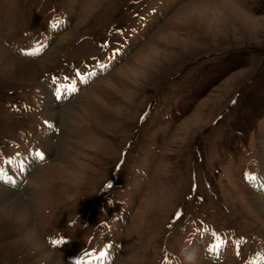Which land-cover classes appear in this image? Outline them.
I'll return each instance as SVG.
<instances>
[{
  "label": "rangeland",
  "instance_id": "1",
  "mask_svg": "<svg viewBox=\"0 0 264 264\" xmlns=\"http://www.w3.org/2000/svg\"><path fill=\"white\" fill-rule=\"evenodd\" d=\"M59 12L72 35L60 44L61 30L44 57L28 55ZM100 52L106 69L63 106L41 103L52 122L23 142L13 93L40 83L39 104L51 98L40 77L56 73L53 63L68 71L64 56ZM31 120L34 128L40 117ZM38 145L44 162L34 159ZM13 152L26 182L37 174L42 183L13 187L24 216L2 213L12 202L0 199V264L99 257L108 230L120 243L106 264H255L248 252L264 251V185L253 189L245 168L264 184V0H0V161L11 160L0 169L16 166ZM0 176L1 193L14 176ZM212 231L230 249L225 263L207 251Z\"/></svg>",
  "mask_w": 264,
  "mask_h": 264
},
{
  "label": "bare ground",
  "instance_id": "2",
  "mask_svg": "<svg viewBox=\"0 0 264 264\" xmlns=\"http://www.w3.org/2000/svg\"><path fill=\"white\" fill-rule=\"evenodd\" d=\"M62 30V29H61ZM61 30H59V31H61ZM58 31V32H59ZM72 34H71V32L69 31V30H62V32L60 33V35H58L57 37H59L60 36V41H59V43L61 44V43H63V42H65L66 40H65V38H67V37H70ZM51 46V45H50ZM45 54V53H44ZM44 54L41 56V58L42 57H44ZM40 58V59H41ZM39 59V60H40ZM84 94H86V92L84 93ZM71 104V103H70ZM72 105L73 104H71V105H69V106H66L65 108H64V110H62V113H61V115H63L64 116V114L68 111V110H70V108L72 107ZM59 107V106H63V105H61L60 103H52V102H50V109H54V108H56V107ZM74 106V105H73ZM61 112V111H60ZM56 113H57V111H56ZM69 114V113H68ZM67 115V114H66ZM62 116V117H63ZM62 128L65 130V126H62ZM53 146V145H51L50 144V142H45V144H44V148H45V150L46 151H48V150H50L51 149V147ZM263 149V148H262ZM44 150V151H45ZM46 153V152H45ZM47 154V153H46ZM19 160H21V157H19ZM45 161V159L43 160V162ZM35 164V163H34ZM33 164V165H34ZM39 164V163H38ZM28 168V167H27ZM27 168H26V166H25V170H24V172H23V174L21 175V182H20V184H18L17 186H9V185H3L4 186V189H3V191L0 193V199L5 203V200H8V201H10V202H12V203H10L9 205L7 204V206H5L4 207V205L1 207V209H2V213H4V214H9L10 215V213L12 214V215H10V216H14V217H17V216H20V215H26L27 213H26V211L24 210V208H23V202H22V196H20V195H16V192H15V190L13 189V187L14 188H19V187H22V184L24 183L25 184V182H26V179H25V175L27 176V174H26V170H27ZM28 177V176H27ZM34 179H32V180H28L27 182H28V184L29 185H32L31 187V189H28L29 190V192H31V190L34 188V187H36V185H40L42 182L40 181L41 180V178H39V175H37V174H35L34 175ZM31 179V178H30ZM26 182V183H27ZM2 185V184H1ZM25 187V186H24ZM40 187V186H39ZM35 190V189H34ZM264 190V189H263ZM18 194H19V192H18ZM26 194H27V192H26ZM28 195H29V193H28ZM11 197H13L14 199H15V201L11 198ZM260 197L262 198V200L260 199V201L263 203V205H264V197L260 194ZM1 201V202H2ZM14 201V202H13ZM263 212V211H262ZM264 215V214H263ZM35 235V234H34ZM32 237V231L31 232H28L27 234L25 233V235H24V239L23 240H26V239H30ZM35 242V241H34ZM39 242V241H38ZM59 264H63V263H59Z\"/></svg>",
  "mask_w": 264,
  "mask_h": 264
},
{
  "label": "snow or ice",
  "instance_id": "3",
  "mask_svg": "<svg viewBox=\"0 0 264 264\" xmlns=\"http://www.w3.org/2000/svg\"><path fill=\"white\" fill-rule=\"evenodd\" d=\"M22 51H24V50H22ZM41 51H42V48H33V49H31L30 51H28L27 54H28V55H35V54H38V53L41 52ZM105 67H106V66H105ZM78 75H80V74L78 73ZM94 75H96L95 72H93V73H89V76H94ZM84 82H86V81L81 80V83H84ZM77 90H78V89H77L75 86H73V87L70 88V89H69V88H66V89H65V92H66V93H67V92L75 93ZM61 98H63V95H62V94H61V95H57V99H61ZM49 126L51 127V125H49ZM36 158H38V159H40V160H43V159L45 158L44 153L42 152V150L37 149V151H36ZM7 163L11 164V160L7 161ZM2 172H3V169H0V173H2ZM2 178H3V177L0 176V179H2ZM254 178H255V177H253V179H254ZM107 187H111V185L109 184V185H107ZM179 215H180V213L178 212V213H177V216H179ZM51 242H52L53 244H61V243H64L65 241H63V240H52ZM219 248H220L219 245L210 246L209 251L218 250ZM86 255H89V257H90L91 260L101 259L102 264H103V258H105L106 253H105L104 251H101V252L99 253V257H95V256H93V255L90 254V253H86ZM75 264H87V262L78 259V260L75 262Z\"/></svg>",
  "mask_w": 264,
  "mask_h": 264
},
{
  "label": "clouds",
  "instance_id": "4",
  "mask_svg": "<svg viewBox=\"0 0 264 264\" xmlns=\"http://www.w3.org/2000/svg\"><path fill=\"white\" fill-rule=\"evenodd\" d=\"M186 259L192 261L194 259V256L192 254H189L186 256Z\"/></svg>",
  "mask_w": 264,
  "mask_h": 264
}]
</instances>
